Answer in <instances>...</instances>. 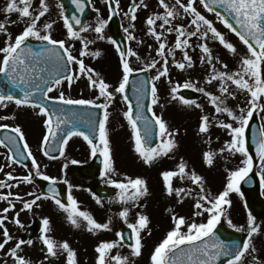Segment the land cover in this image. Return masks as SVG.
I'll return each mask as SVG.
<instances>
[{
    "label": "rangeland",
    "instance_id": "1",
    "mask_svg": "<svg viewBox=\"0 0 264 264\" xmlns=\"http://www.w3.org/2000/svg\"><path fill=\"white\" fill-rule=\"evenodd\" d=\"M8 2L9 0L2 2L0 4V9H5ZM46 2L49 7V12L46 13L44 17H41L38 22V27L43 29L45 23H53L51 32H58V34L54 36L57 39H65L67 41L66 47H70L73 55L77 56L78 59H83L85 65L94 70L92 73L93 78H96L95 74L99 73V78L104 79L106 83L111 85L109 90H114L115 87H118L123 77V70L116 64L114 57L111 58L112 49L108 44L113 47L116 54L117 48L111 43L107 35L106 26L103 31L104 39H99L98 36L100 34L94 31L100 21L108 19L109 15L105 0H90L93 10L98 16L90 20L84 30L79 32L83 39L71 38L66 33L67 30L65 32L62 25H59L58 20L60 21L61 18L63 19L62 8L59 2L57 0H46ZM165 2L170 7H175L178 11L177 17L173 19L170 24H164L162 19H158L153 26L147 24V19L150 16L157 14L163 16L165 14V9L160 5L159 0H135V3L140 5L136 11L137 19L135 21L130 19V15H125L129 8L133 6V0H120L118 11L122 23L123 34L129 41L130 49L135 53V55L129 56V63L136 70L134 72H139L140 69L145 68L146 65L151 64L153 61L157 62L154 68L147 70L152 83L154 82L157 85L159 96V103L156 105L151 104V111L155 112L156 116L162 117L167 122L169 130L173 132L177 146L169 155L161 156L152 164H146L135 151L133 130L127 118L124 116V112L128 110L127 105L122 99V94L116 93L115 99L108 109L110 116L107 125L115 171L110 175H105L103 168V175L101 174L100 179L97 181L100 184L108 183L107 185L115 187L114 184L109 182L110 180L115 179L117 182H127L128 177H141L147 181L149 194L141 198L138 202L131 200L124 202L120 199V189L115 187L118 191L116 203L108 204V207L112 208L114 212L110 215L109 219L104 222H111L109 229L90 232L88 231L86 221L80 218V226H74L67 219V213L60 209L51 199L42 198L37 201L36 205H33L32 209L29 210L24 208L25 202L33 200L35 195H41L40 191L33 182L27 183L21 180L23 184V186H21L16 185L14 182L15 180H12V182L8 184L11 185V187L3 185V188L6 187V189L3 190V192L0 191V195L7 197V199H0V217H7L4 225H0V243L4 241V228H7L9 234L13 237V239L5 245L4 249H0V264H14V258L11 257L10 251L20 239H31L33 241L32 245H23L18 253L31 261V264H67V252L64 250L58 248L57 256L43 253L42 246L44 244L40 239L42 232L41 230L36 231L32 226V221L35 218H39L41 221L44 218L50 219L51 231L48 235L54 239L58 245L67 241L70 247L77 253V264H97V245L102 241H114L117 239L116 234L118 233V229L124 224H131L134 219L137 220L140 214L147 215L150 221L148 227L141 233V237L143 236L142 243L144 245L142 255L133 257L131 256V249L120 248L119 246L112 250V255L128 257L130 264H151V254L155 247L174 227L172 217L174 215L177 217L183 216L188 222H206L208 218L207 213L202 216L195 215L197 211H200L195 207V204L199 201V197L201 195H208L210 197L217 196L225 189L230 173L238 168L246 166L244 164L246 157L243 154L226 150L227 142L231 139V136L229 135V130L221 126V122L233 123L234 126H238V124L233 122L227 113H217L215 111V105L211 103L210 96L207 93L222 97L224 94L220 92L219 81L212 80L211 83L208 82L212 75V67L208 64L200 48V44L206 42L213 50L214 57H219V60H213L217 71L230 72L239 70L240 59L246 52V46L221 23L215 14L206 12L199 0H196V7L198 10L213 21V24L218 30L237 47L239 54L233 55L225 49L218 40L212 39L211 36L207 41H204L200 38L199 34L188 38L190 46L186 48H176L175 44L178 33L175 30L169 32L168 29L184 26L187 31H193L194 26L190 23L192 17L183 12V9L177 4V0H165ZM181 2L187 3V0H181ZM144 5H146V7ZM33 9L35 10V14H38L40 3H33ZM0 14H2L5 21L8 20V23H0L5 24L7 31L11 33L14 40L15 36L21 33L15 31L17 28L16 23L27 21V18H23L18 12L9 14L3 10L2 12L0 11ZM11 23L15 27L11 28ZM161 25H163V27H161ZM125 28L128 29V32L124 31ZM150 28H155L157 33H163L161 40H156ZM59 31H62L63 35H60ZM129 33L132 34L134 39H129ZM3 38L7 40L6 33H0V39ZM181 39L184 38L181 37ZM85 41H92V43L88 45L87 50L83 47ZM161 43L165 44L163 56L159 54V45ZM82 51H86L87 54L81 56L80 53ZM97 51L100 53L99 56L94 55ZM185 51L192 57L193 66L191 68L186 66L185 69L181 70L177 67V64L185 62ZM0 59H2V53H0ZM165 59L168 61V76L161 77L160 80L155 81L154 77L162 70ZM111 60L112 65L110 63ZM224 64L228 65L227 69H224ZM73 66L74 74L79 76V79H74V84L69 88L67 81L63 82L60 86L54 87V90L50 92V96L58 97L60 92H64L65 97L76 98V96H80L77 93L80 91L84 93L87 98L91 99L90 97H92V99H96L99 95L98 88H94L90 85L87 78L88 74H79L78 64H73ZM111 68H114V80L112 81L109 79V72L112 71ZM200 68L203 70H200ZM186 82H191L195 85L194 88H188V90L197 94V97L194 99L195 104H184L178 98L181 90L185 89L182 85ZM177 84H180L181 87L175 94L177 99H173L171 89ZM229 87L230 91L235 92V97L227 96L226 104L238 114L240 108L247 109L248 94L237 90L235 85L230 84ZM197 88H203L204 92L197 91ZM103 102L104 98L101 97L97 103ZM196 105H199V107ZM254 114H256L262 130L264 131V113L257 111ZM205 115L209 117V131L207 133H202L199 131V128L202 117ZM0 117H7V119H0V125L7 124L8 127L14 128L20 126L22 128L25 133V140L29 145L27 151H29V149L32 151L42 173V176H35V168L32 164L31 157L28 166H18L15 164L17 166L16 171L9 159L10 156L7 151L0 145V168H3V171H0L2 172L0 173V179L9 180V177L4 173L7 171L9 173L16 171L14 174H22L21 176L23 177L28 175L29 172H32L33 181L36 179H43V175L49 176V174L46 173L48 168H45V171L43 170L44 162L42 161L41 154L43 136L47 132L45 126L46 116L41 114L40 110L37 108H32L30 106L18 107L9 102L7 108L0 107ZM81 143L78 136H73L69 139L68 144L64 148V155L57 159L59 160L57 164H54L56 170L59 169L60 171L57 177H55V179H60L56 180V182L67 181L65 183L68 187V195L71 193L74 198L79 195L81 191L89 192L91 188V184H84V182H80L74 178L69 169L70 165H79L80 162H86L81 161V156L83 158H88L86 154L87 149L82 148ZM222 149L225 150L221 151ZM80 151L84 154H81ZM74 152H76V154ZM207 152H213L215 154L214 163L211 166H209L205 160L204 154ZM73 160L77 161V163H72ZM181 160L187 165V171L189 173L194 170L198 175L204 178L203 192H201L200 186L194 184L188 177L181 179L177 176L173 178V186L174 188L184 189V192L180 194L173 193L172 195L167 193L162 172L178 171V165ZM65 165H67V167H65ZM262 173H264V166H262L260 160L257 169V174L260 179ZM16 181H19V179H16ZM241 182L242 180L240 184ZM262 183V195L264 196V180H262ZM70 185L71 187H69ZM4 191L6 194H4ZM9 193H11V195H9ZM29 193L34 195H29ZM229 199L231 204L225 206L226 213L222 216L220 223H226V220H228L227 216L230 212H236L238 214L240 209L244 206L242 204V199L244 201V198L240 194V191L230 192ZM199 202L205 203V206H207L205 201ZM81 206V210L86 211L84 207L87 206V203ZM5 208L9 209L6 213L3 211ZM125 208L128 209V223L120 215ZM169 209H171V211H169ZM87 210L89 211V209ZM134 215H136L135 218ZM17 218L21 221L23 227L15 223ZM236 220L238 222L237 218ZM232 222L236 223L234 219H232ZM256 223L259 224L261 228V232L253 236V243L257 251L252 255H246L245 264H255L253 255L259 260H264V220H257ZM182 230L187 231V227L183 226ZM112 264H115V261H113Z\"/></svg>",
    "mask_w": 264,
    "mask_h": 264
},
{
    "label": "snow or ice",
    "instance_id": "2",
    "mask_svg": "<svg viewBox=\"0 0 264 264\" xmlns=\"http://www.w3.org/2000/svg\"><path fill=\"white\" fill-rule=\"evenodd\" d=\"M74 3L80 8L81 12L84 10L83 0H73ZM208 12H214L217 18L221 21L231 33H234L239 40L246 46V52L240 59L239 70L235 72L230 71H217L216 65L213 60H219V57H214L213 50L208 44H200V48L205 55L208 64L212 67V75L210 76L209 83L212 80L220 82V92L224 96H216L211 93H207L210 96L211 103L215 105V111L217 113H227L231 117L233 122H236L238 126H234L233 123L221 122V126L226 130H229L231 139L227 142L226 150L233 153L243 154L246 159L244 161L245 167L238 168L232 171L228 177V182L225 189L215 197L208 195H201L199 201H205L201 203L197 201L195 204L196 209L200 210L195 213L197 216H202L205 213L208 214L206 222L197 223L195 221L188 222L183 216H173L174 227L166 234V237L155 247L151 254V264H220L223 257H227L226 264H245L246 255H252L257 251L254 243V234L261 232L260 225L256 223V217L251 213L248 214V239L243 243L239 241H231L226 243L221 240L217 235V225L220 224L222 216L226 213V205H230L229 193L232 191L239 192L240 181L248 176L249 172L253 168V159L249 155L247 147V139L245 136L246 129L249 126L250 120L253 118L255 112L259 111L264 113V0H199ZM40 10L38 14H35L33 9V0H9L4 11L6 13L18 12L23 18H27V25L24 30L15 36L14 40L11 33L7 31L4 23H0V33H6L7 40L4 47H0V53H2V59H0V73L4 74L11 81L12 84L23 86L22 98L0 91V107L7 108L9 102H14L17 106L28 105L32 108H39L40 113L46 116L45 126L47 129L46 134L43 136L42 145L45 147L44 155L49 156L51 151H60L61 156L64 155V146L68 144L69 139L73 136L83 137L89 145H91V153L93 156L97 154V151L103 156L104 174L110 175L115 171L112 160V149L109 140L108 121L110 113L108 111L111 103L115 99V94H122L124 101L128 102V110L124 112V116L127 118L129 124L133 130V137L135 142V151L143 159L146 164H152L155 160L161 156H167L172 152L177 144L174 139L173 132L169 130L167 122L160 116H156L153 112L154 121H150L148 117L143 115V100L148 96V90L145 87L147 81L141 82V88L137 91L141 93L138 97L137 105L140 108V115H134L131 102L127 95H124L129 83V77L134 71H136L129 63L127 56L135 55L131 49L127 52L120 51L119 55L122 62L123 77L118 87L114 90H109L111 85L105 82L104 79L99 78V73H96V78H93V69L87 67L83 59H78L73 55L70 47L65 46V40L56 39L53 37L51 29L53 23H45L43 29L38 27V22L41 17H44L49 12V7L46 0H39ZM160 5L165 9L163 16L154 15L147 19V24L153 26L158 19H162L164 24H170L173 19L178 15V11L175 7H170L165 0H159ZM120 0H115L116 10L119 9ZM177 4L183 9V12L192 17L191 25L194 26L193 31H187L184 26L175 28H169L171 32L175 30L178 33V38L175 44L176 48H186L189 45L190 37L197 36L204 41L211 36L212 39L218 40L225 49H227L233 55H238L237 47L230 42L226 36L218 30L213 24V21L203 15L196 7V0H187V3H182L181 0H177ZM216 5L223 8L228 15L232 16L235 25L230 22L227 16L216 12ZM146 7V5H144ZM63 8V4L60 5ZM109 7L112 5L110 3ZM140 7L133 0V6L129 8L125 15H130V19L135 21L137 19L136 11ZM115 15V10L113 11ZM64 25L67 29V34L73 39H83L80 33L77 32L73 26V22L76 25L81 24V20L75 16L71 19L67 15H63ZM107 20H102L95 27L94 31L98 34L99 39H104L103 31L107 25ZM238 25L239 27H237ZM163 27V25H161ZM203 29V30H202ZM84 30L83 27L81 29ZM128 32V29H124ZM150 31L155 36L156 40H161L163 33H157L155 28H150ZM43 32V34H42ZM183 37L184 39H181ZM30 38H34L38 41H46L47 44L41 46L40 51H36L28 43ZM129 39H134L131 33H129ZM92 41L84 42V49L87 50L88 45ZM111 43L116 45L119 49V45L115 40H111ZM165 44L159 45V54L164 55ZM86 51L80 53L81 56L86 55ZM94 55L99 56V51ZM185 62L177 64V67L181 70L186 66L191 68L193 66L192 57L184 53ZM203 62V60H202ZM156 61L146 65L145 68L140 71H147L156 66ZM70 64L79 65V74H88L87 78L90 85L94 88H98L99 95L96 99H73L71 97H65L64 92H60L58 97L49 96L48 93L54 90V87L60 86L64 80L68 82V86H72L74 79H79V76L75 74H65L70 72ZM168 61L164 60L162 70L154 77L155 81L161 79V77L168 76ZM224 69L228 68L227 64L223 65ZM235 85L237 90L246 92L248 94L247 109L240 108L239 113L233 111L226 104V97H235V92L230 91L229 85ZM181 85L177 84L171 89L173 93V99H177L175 95L180 89ZM183 88H194L191 82H186L182 85ZM197 91L204 92L203 88H197ZM37 93L41 94V99L36 100L34 97ZM151 104L156 105L159 103L158 88L153 82L150 89ZM103 97V103H97V101ZM184 104H195V101H190L184 98V96L178 97ZM59 100L63 105H89L96 108L103 109V119L98 122L93 121L91 118L87 121L89 125V131H80L77 127L79 118L77 114L72 112L65 116L63 113L67 111L65 108L49 109L46 106L47 100ZM199 107V105H196ZM59 112L61 115H56ZM0 119H7V117H0ZM143 119L144 128L143 131L138 125L137 121ZM62 125H72L63 128V135H60L62 131ZM158 125L159 136L161 142L152 146L150 143L152 133ZM0 128H8L7 124L0 125ZM12 131L17 136L9 135L4 139H0V144L9 147V152L16 153L19 157L27 159L32 158V164L35 168V176H42L40 166L33 156L32 151L29 149L27 155L18 150L20 141H24L23 148L28 149L29 145L25 140V133L20 126H16ZM199 131L207 133L209 131V117L207 115L202 117ZM98 139L99 143H95L94 140ZM7 141V143H6ZM257 151L261 158L262 166H264V131L261 132L260 137L256 141ZM222 149L221 151H224ZM17 155L9 157L12 163H19ZM206 163L211 166L214 163V153L207 152L204 154ZM55 158V157H52ZM72 163H77L73 160ZM67 167V165H65ZM3 171V168H0ZM11 178V173L8 174ZM179 176L181 179L188 177L194 184H197L201 188V192L204 190L203 177L198 175L194 170L190 173L187 171V165L181 160L178 165V171H164L162 177L165 183L166 191L169 195L173 193L180 194L184 192L182 188H174L173 178ZM43 179L51 180L52 186L49 188L51 193V199L55 204L67 213V219L76 227L80 226V218L87 222V228L90 232L97 230H108L109 223H99L92 216L91 213L80 209L78 201L69 193L68 204L63 203L58 197V192L55 188V178L43 175ZM261 179L264 180V173L261 175ZM23 180L27 183L33 182V173L29 172L28 175L23 177ZM67 182V181H65ZM110 183L114 184L116 188L120 189L121 201L127 202L129 200L138 202L141 198L149 194V188L147 181L141 177H128L127 182H117L110 180ZM3 183V182H0ZM11 187V185H8ZM71 187V185L69 186ZM11 195V193H9ZM29 195H34L29 193ZM44 199H48V196H44ZM0 199H7L6 196L0 195ZM42 196L35 195V198L30 202L24 203V208L32 209L33 205H36L37 201L41 200ZM97 202H100V198L96 197ZM14 207V205H13ZM5 213L9 211L8 208L3 210ZM171 211V209H169ZM120 215L127 222L128 209L125 208ZM18 216V214H17ZM7 217H0V225H4ZM149 217L144 214L138 215L136 223L128 224V227L134 234V242L129 245L131 249V256L139 257L142 255V249L144 247L142 243L141 233L149 225ZM16 224L23 227L21 221L17 218ZM227 223L235 228L237 231H244L243 227H237L233 224L231 219L227 220ZM42 235L40 239L47 248L48 254L51 256H57V249H61L67 252V264H77V253L70 247L67 241L62 244L52 239L48 233L51 231V221L48 218L42 220ZM186 226L187 231H183L182 227ZM119 240L117 241H102L96 247L97 264H130L129 258L121 255H112V250L118 246H122L125 241V236L122 233H117ZM4 241L0 243V249H4L5 245L13 239L9 234L7 228L3 230ZM127 239H133L129 236ZM31 239H20L15 246L11 249L10 255L14 258V264H31V261L26 259L23 255L18 254L23 245H32ZM186 246V247H182ZM255 264H264V260L257 259L253 255Z\"/></svg>",
    "mask_w": 264,
    "mask_h": 264
},
{
    "label": "water",
    "instance_id": "3",
    "mask_svg": "<svg viewBox=\"0 0 264 264\" xmlns=\"http://www.w3.org/2000/svg\"><path fill=\"white\" fill-rule=\"evenodd\" d=\"M34 1L39 2V0H34ZM59 1L63 4L64 15H67L70 19L73 16H75L81 20L80 25H76L73 22V26L77 32L81 31L82 27L84 28L85 24L90 19L95 17V14L91 10V6L87 2V0H83L84 10L82 12L80 8L77 6V4L73 2V0H59ZM110 3L112 7L111 8L109 7L110 19L108 20V23H107L108 34L110 38L112 40H115L117 44L119 45V51L127 52L128 51V41L122 34L121 22L118 17V13L115 9L113 0H108L109 5ZM215 7H216V12L227 16L230 22H232L235 25V21L232 16L228 15V13L223 8L219 7L218 5H216ZM114 10H115V15H113ZM236 26L239 27L238 25ZM28 43L31 44L32 48L36 51H40L41 46L44 44H47V42L45 41L35 43L33 39H30ZM68 67L71 70V66L69 65ZM65 74H72V70L70 72H66ZM143 81H147V84L145 85V87L148 90V96L147 98L143 100V115L148 117L150 121H154L149 111L150 82H149V78L146 72H142L139 74H132L129 77V83H128V86H127V89L124 95H127L129 101L131 102L134 115H140L141 112H140V108L137 105V100H138V97L141 95V93L138 92L137 90L141 88V82ZM3 84H6L7 87H4ZM22 89H23L22 85L12 84L11 81L8 79V77L0 73V91L5 92V94L11 93L17 96V98H22L23 96ZM182 96H184V98L188 100H192L196 97V94L192 92H188V91H183ZM34 99L40 100L41 94L37 93ZM62 108L67 109V111L63 113V115L65 116L69 115L72 112L77 114V117L79 118V123L77 124V127L80 129V131H85V132L89 131V125L87 121L90 118L96 122L101 120V110L100 109L87 107V106L81 107L78 105H62ZM49 109L51 110L54 108H49ZM56 109H59V108H56ZM88 112H89V118H87V116L84 114ZM91 114L93 115V117ZM56 115H61V113L57 112ZM137 123L141 127V130L143 131V128H144L143 119L138 120ZM64 127H68L70 129L72 125L62 126V131L60 135H63ZM260 134H261L260 127L257 123L256 118L253 117V119L251 120L249 124L247 133H246L248 151L250 152V155L252 156V159H253V170L250 173V175L244 180L243 185H242V190H243L245 197L247 198V201H246L247 210L253 213L258 219L264 218V199L261 198L259 181L255 173V169L260 160V156L257 151V143H256L257 139L260 137ZM94 142L97 143V139L94 140ZM150 143L152 146H155L156 144H158V127L157 126L152 133ZM9 147H11V145H9ZM59 154H60V151L57 148V150H54L53 152L51 151L49 156L57 158ZM17 159L20 160V158H17ZM21 162H24V160H21ZM100 167H101V162L98 159L96 163L94 162L91 165L84 166L81 168H75V174L85 179H93L96 176H98ZM36 184L39 185L43 193L51 195V193H49L48 190L52 186V184H49L42 180L36 181ZM54 186L58 192L57 198H59L63 203L67 204L65 185L55 184ZM95 193H97L98 196L111 197L115 192L113 190L98 187L95 189ZM34 225L37 229H39L41 226L39 221H35ZM216 232H217V235L220 237V239L224 240L226 243H230L233 240L239 241L240 243H243L245 241V238L240 233L232 231L225 226H221V225L218 226L216 229ZM120 233H122L125 236L126 239L124 243L126 245H130L131 243L134 242L133 239L131 240L127 239L129 236L133 237L132 231L128 227L122 228L120 230ZM182 247H186V246H182ZM227 259H228L227 257H223L221 259L220 264H226Z\"/></svg>",
    "mask_w": 264,
    "mask_h": 264
},
{
    "label": "flooded vegetation",
    "instance_id": "4",
    "mask_svg": "<svg viewBox=\"0 0 264 264\" xmlns=\"http://www.w3.org/2000/svg\"><path fill=\"white\" fill-rule=\"evenodd\" d=\"M89 184H92V183H89ZM114 199H115V197H114ZM112 200H102V199H100V204H102L103 210L105 211L104 214L106 216L108 214L111 215L114 212V210L112 208L108 207V204H112V202H111ZM107 210H108V212H107Z\"/></svg>",
    "mask_w": 264,
    "mask_h": 264
},
{
    "label": "trees",
    "instance_id": "5",
    "mask_svg": "<svg viewBox=\"0 0 264 264\" xmlns=\"http://www.w3.org/2000/svg\"><path fill=\"white\" fill-rule=\"evenodd\" d=\"M1 19V18H0ZM25 25H27L26 23H25ZM5 44V40H4V38L3 39H0V46H3ZM111 62V61H110ZM116 63H117V61H116ZM111 75H112V72H111Z\"/></svg>",
    "mask_w": 264,
    "mask_h": 264
}]
</instances>
